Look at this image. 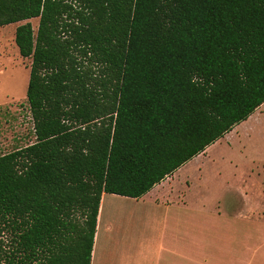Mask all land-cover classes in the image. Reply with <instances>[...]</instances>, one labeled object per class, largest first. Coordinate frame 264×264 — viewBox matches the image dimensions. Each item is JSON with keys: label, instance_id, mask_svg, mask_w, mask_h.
Wrapping results in <instances>:
<instances>
[{"label": "trees", "instance_id": "obj_1", "mask_svg": "<svg viewBox=\"0 0 264 264\" xmlns=\"http://www.w3.org/2000/svg\"><path fill=\"white\" fill-rule=\"evenodd\" d=\"M14 24L35 141L0 156V264H90L103 194L141 198L264 104V0H0Z\"/></svg>", "mask_w": 264, "mask_h": 264}, {"label": "crops", "instance_id": "obj_2", "mask_svg": "<svg viewBox=\"0 0 264 264\" xmlns=\"http://www.w3.org/2000/svg\"><path fill=\"white\" fill-rule=\"evenodd\" d=\"M252 116L253 114L141 198L118 196L125 198L124 202L131 203L130 213L133 217L143 216L149 221L152 239L145 252L154 255L155 260L162 256L165 264H232L236 261L254 264L258 252L264 253V204L260 202L259 208L251 210L246 205L250 192L243 188L242 182L240 188H232L228 183L221 187L208 181L209 174L205 171V166L208 165L215 169L214 176L220 177L223 169L235 176L237 169L244 167L230 153L213 154L211 148ZM192 164H196L195 167L181 179L182 172ZM106 195L103 194L100 201L90 264H96L93 257L96 238L100 240L101 233L114 232L118 227L115 221L108 218L109 211L113 212L114 208L110 201L107 202ZM205 222L209 223L205 225ZM251 227L259 236L256 237L258 241L253 252L250 246ZM208 233L212 238L210 248L202 246ZM204 250H211L212 254L200 260L190 257L191 254ZM99 259L98 264H105L102 256ZM173 259H179V262ZM122 262L120 259L117 264H123Z\"/></svg>", "mask_w": 264, "mask_h": 264}, {"label": "rangeland", "instance_id": "obj_3", "mask_svg": "<svg viewBox=\"0 0 264 264\" xmlns=\"http://www.w3.org/2000/svg\"><path fill=\"white\" fill-rule=\"evenodd\" d=\"M29 22L36 32L38 19H32ZM18 25L0 28V156L24 148L35 141L32 117L26 98L31 60L21 58L14 43V33ZM211 152L213 154L230 153L244 167L238 168L235 176L223 169V174L219 177L214 176V168L206 165L208 181L221 187L228 183L232 188H240L242 182L243 188L249 189L250 192L246 205L253 210L260 207V202L264 204V105L254 112L249 121L215 144ZM195 165L192 164L184 170L181 179ZM106 200L108 203L110 201L114 208L113 212L109 211L108 218L115 221L118 227L114 232L101 233L98 259L102 256L105 264H117L120 259L123 264H165L162 256L155 260L154 255L145 252L146 246L152 239L149 221L143 216L134 215L133 217L130 213L131 203L124 202L125 198L107 194ZM251 231L250 246L253 252L258 241L256 237L259 236L253 227ZM190 242L189 240L188 244ZM202 246L207 248L212 246L210 233L205 235ZM211 254V250H204L197 251L190 257L200 260ZM173 261L178 263L179 259H173ZM232 264L241 263L236 261ZM254 264H264V253L258 252Z\"/></svg>", "mask_w": 264, "mask_h": 264}, {"label": "bare ground", "instance_id": "obj_4", "mask_svg": "<svg viewBox=\"0 0 264 264\" xmlns=\"http://www.w3.org/2000/svg\"><path fill=\"white\" fill-rule=\"evenodd\" d=\"M98 237L96 238V246H95V250H94V252H93V257H94V262L96 263V264H98V262H99V259H98V252H99V242H98ZM104 245V244H103ZM104 249V248H103ZM102 249V250H103Z\"/></svg>", "mask_w": 264, "mask_h": 264}]
</instances>
